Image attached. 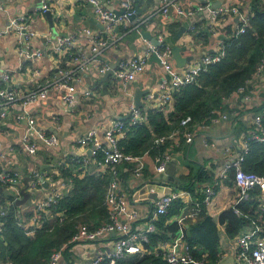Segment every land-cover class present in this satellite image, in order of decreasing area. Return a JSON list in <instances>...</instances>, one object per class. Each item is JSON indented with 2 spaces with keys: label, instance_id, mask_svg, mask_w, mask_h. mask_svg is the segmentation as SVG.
Wrapping results in <instances>:
<instances>
[{
  "label": "crops",
  "instance_id": "obj_1",
  "mask_svg": "<svg viewBox=\"0 0 264 264\" xmlns=\"http://www.w3.org/2000/svg\"><path fill=\"white\" fill-rule=\"evenodd\" d=\"M99 1L105 6L111 4L114 9H119L120 0ZM161 2V0H138L135 2L134 4L140 7L138 19L124 22L117 27L116 32L119 34V41L104 50L102 58L110 63L118 58L126 59L140 55L147 47L149 40L141 36L139 29L134 28L133 23L143 21L141 28L154 37H157L159 33H163L164 41L168 46L173 43L179 45H183L184 42L187 43V47L181 52V56L192 55L193 60L178 68L175 60L171 59L177 71H184L202 56L217 52L221 47V43L232 37L238 22V16L228 12L219 15L209 25L208 16L205 13L197 14L195 10L192 17L178 21V17L176 14L174 15L172 8L170 9V16L165 20L159 12ZM210 2L221 6L234 4L243 13L251 14L249 0H210ZM176 3L183 9L193 10L192 7L197 2L194 0H177ZM38 4L39 0H0V30L7 25L10 18L24 14L29 20L28 27L33 31L31 40L33 46L45 49L46 38L53 39L58 35L71 34L74 36L72 47L77 50L81 48L85 55L90 53L85 35L81 29L90 26L93 30H103V24L94 14L93 5L89 1L48 0L49 10L52 12L53 26L49 23L45 13H41L37 9ZM188 22L192 23L194 30L187 28L186 32L174 42L175 32L182 24L187 26ZM205 27H208L211 36L208 35L207 31H204ZM200 29L204 31V35L196 36ZM17 49V36L14 32L0 34V70H10V81L7 85H11L20 92L31 89L35 84V80L50 79L54 75L56 67L62 64V58L59 54L46 49L39 60L24 63L19 68L20 62ZM101 76L93 68L81 72V80L77 83L76 96L70 106L64 104L57 91L29 106V109L36 116L38 126L47 134L56 135L59 141V146L56 148L41 144L34 156L29 155L21 146L19 139L23 123L16 122L11 112L0 119V152H2L0 169L9 171L11 174L16 173L18 178V183L15 184L16 188L20 189L23 176L29 175L33 168H45L53 173L57 169V164L66 162L71 156L88 157V151L78 144V139L92 128H97L102 133L113 121L127 117L128 107L132 102L133 82H137L141 88H149L152 92H160L163 90L161 81L164 76L166 77V73L161 64L149 58L144 70L136 73L129 83L126 84L121 81L122 88L119 87L112 76L107 81H101ZM95 84L98 85V91L90 96L88 88H92ZM263 90L264 69L249 81L244 91L234 92L230 97L224 99L227 107L222 110L228 112V119L224 122L214 125L208 130L196 132L192 140L184 142V144H180L179 139L177 141L169 139L173 141L172 144L168 145L171 158L167 165L173 170L174 181L161 178L168 182H166L167 190L184 183L180 178L181 175L189 172L195 175L199 171H204L213 178V182H195L191 191L200 194L206 185H216L217 180L219 181L218 190H215L211 202L205 206L207 213L214 220H217L220 211L231 206L237 197L238 188L233 181L230 184L225 183L227 174L223 172V169L241 148L245 136L255 134L253 129L256 128V124L253 121L252 109L260 106L264 101ZM211 143H214V146ZM144 162L145 167L142 176L139 178L133 177L131 173L124 172V165H119L121 172L123 171L124 179L130 186V207L138 211L140 227L145 225L144 215L148 212L149 202L156 197L155 193H150L153 156L148 153L144 156ZM96 167L97 164L89 157V162L85 168L95 170ZM16 168L21 169L23 173L18 172ZM76 170L77 168L72 166V171L76 172ZM55 181L51 182L44 179L40 182L36 189L31 191L27 201L21 205L22 208H32L53 188L65 193L72 186L71 181L68 179L59 178ZM140 187H145V189L138 192ZM261 187V201L264 206V181ZM2 190L11 193V190L6 187ZM134 190L139 195V198L135 201L132 198V191ZM172 217L174 218L175 215ZM250 229L251 227L244 228L237 237L232 239L226 236L224 227L218 225L220 252L223 260L234 257L238 246V237ZM102 245L110 247L111 243L105 240L102 244L94 242L75 244L70 247L66 255L57 264H80L92 260L96 256L97 249ZM131 255L134 254H127L124 258Z\"/></svg>",
  "mask_w": 264,
  "mask_h": 264
},
{
  "label": "built area",
  "instance_id": "obj_2",
  "mask_svg": "<svg viewBox=\"0 0 264 264\" xmlns=\"http://www.w3.org/2000/svg\"><path fill=\"white\" fill-rule=\"evenodd\" d=\"M87 1L93 5L94 14L103 24V30H93L90 26L81 29L88 44L90 52L88 55H85L81 48L77 50L72 47L74 36L71 34L58 35L53 39L46 38L44 43L45 49L33 46L31 43L33 31L28 27L29 20L24 14L10 18L7 25L0 30V34H8L9 32L16 34L18 43L17 54L20 62L19 68L24 63L39 60L46 49L52 50L62 58V64L56 67L54 75L50 79L35 80L34 86L24 92H20L9 84L7 85L10 81V70H0V119L5 117L8 112H11L16 122L23 123L22 133L21 135L19 134L20 144L31 156L36 154L41 144L56 148L59 146V141L55 134H47L38 126L36 116L29 109V106L46 98L54 91L59 93L60 99L65 105L70 106L76 96L77 83L81 80V72L87 71L88 68H93L101 76L109 69V63L102 58V52L119 41L120 37L116 32L117 27L124 22L130 21L129 17L135 11V0H120L119 12L108 8L99 0ZM161 1L159 12L165 20L170 16L171 8L174 15H177L178 21L192 17L195 10L192 8L193 10L187 9L185 11L177 5V0ZM208 6V3L203 5V7ZM203 7L200 6L199 9ZM37 9L41 13H46L50 9L48 0H39ZM228 12L238 16V22L233 32L234 36H238L244 32L248 25L250 14L243 13L234 4L228 6L220 5L217 8L211 9L212 23L219 15ZM142 23L143 21L134 22V28L139 29ZM187 28L194 30L191 22L187 23ZM163 35V33L158 34L156 37L157 44L148 42L147 47L140 55L121 59L114 70V76H119L122 83L127 84L135 77L136 73L144 70L152 54L157 56L166 73V77L164 76L161 81L163 90L146 93L142 98L145 105L160 106L167 104L170 101V91L172 89L194 81L200 72L205 71L210 64L222 59L225 54L223 44L221 43V47L217 52L202 56L184 71H177L171 62V45L168 43L170 45L168 46L165 43ZM263 69L264 57L257 63L253 77L259 75ZM251 79L246 80L245 85L240 86L237 91H244ZM88 90V94L92 96L94 92L98 91V85L95 84L92 88H88ZM128 108L129 113L127 117L129 123H140L144 120L141 108H136L133 101L129 104ZM263 116L264 110L263 112L252 113L253 121L259 128V133L252 135V138L263 140L264 130L261 125ZM124 119L113 121L102 133L97 128H92L78 139V144L89 153L88 157H83V163L87 165L89 157L101 151L103 157L102 160L97 161V170L108 169L110 173L104 197V205L107 211L106 221L97 226L90 225L88 222L78 223L70 239L59 249L53 251L45 264H57L65 256V250L68 251L75 244L83 242L102 244L105 240L111 243L110 247L100 246L96 251L94 259L80 264H117V261L124 258L127 254L141 256L144 252L142 243L147 241L148 234L154 231L155 220L159 215L165 214L174 201L182 203L179 212L175 214L174 218L172 217L179 225L177 235L169 241L161 242L154 253H161L163 258L170 264H209L206 259H195L190 255L189 247L183 239V224H186L188 219H195L201 209V205L206 206L211 202L215 194V185H206L200 194L198 192L193 193L191 190L179 186L167 190V181L159 178V175L164 173L171 154L168 148L156 153L153 157L152 184L150 187V193H155L156 197L149 202L148 212L144 215L145 225L140 227L138 222L140 216L136 209L130 207V186H128L122 173L124 171L131 173L135 178L141 177L145 167L144 156L149 151L147 150L138 156L120 152L117 147V141L124 135ZM226 119H228V112L217 108L211 109L202 120L198 121H193L190 115H186L180 119L179 125L170 133L156 137L154 144L160 145L169 139L177 141L180 136L184 137L185 142H190L196 132L208 130L212 126L224 122ZM211 145L214 146V143H211ZM247 149L248 142L245 137L241 148L223 169L224 173L229 169H234L232 181L238 188V194L233 204L241 199H246L248 197V190L256 185H261L264 181V176L247 172L241 167V162ZM1 156L2 152H0V158ZM120 164H126L122 172L119 168ZM29 176L31 180L27 189L30 192L34 191L44 179H48L51 182L55 181L53 173L44 168H33ZM17 183L18 178L16 173L11 174L9 171L0 169V186L11 190V194L13 195L12 202L21 197L20 189L16 188L15 185ZM215 184L218 185L219 181L217 180ZM61 193L57 188H53L50 192L46 193L41 200L33 205V215L27 220L19 221L18 225L24 228L26 233L32 234L35 227L39 226L43 219L49 216L48 207L56 202ZM61 219L62 217L58 218L59 221ZM259 230V226H253L249 231L242 233L238 237V246L233 257L235 264H264V238L256 239L255 246L253 247H250L249 241ZM222 260L221 258L220 261Z\"/></svg>",
  "mask_w": 264,
  "mask_h": 264
},
{
  "label": "trees",
  "instance_id": "obj_3",
  "mask_svg": "<svg viewBox=\"0 0 264 264\" xmlns=\"http://www.w3.org/2000/svg\"><path fill=\"white\" fill-rule=\"evenodd\" d=\"M250 15L244 32L223 41L224 56L200 72L196 79L170 91V101L165 105H144L141 113L144 120L129 123L124 119V135L117 141V147L124 154L138 156L145 151L154 157L156 153L168 148L173 140L155 145L154 139L170 133L179 125L182 117L190 115L193 121L202 120L211 109H225L224 99L230 97L246 80L253 77L257 63L264 57V0H249ZM199 30L196 36H201ZM204 35V34H203ZM264 101L252 109L253 113L263 112ZM264 130V116L261 121ZM253 133H259V128ZM246 135L248 149L244 153L241 167L247 172L264 176V136L263 140ZM180 144L184 137L180 136ZM186 143V142H185ZM84 156H71L66 162L57 164L53 179L71 181L68 192L61 193L51 204L49 216L36 226L32 234L18 225L33 215V208L23 209L12 202L10 192L0 191V264H45L51 253L59 249L70 239L80 222L97 226L106 221L107 211L104 205L106 186L110 178L108 169L88 170L83 163ZM87 157V156H85ZM103 153L98 151L90 156L95 164L102 160ZM72 166L77 168L72 171ZM124 164L123 167H125ZM45 169V168H44ZM97 170V171H96ZM48 171V170H47ZM225 183L230 184L234 169L227 172ZM184 183L178 186L193 190L195 182H213V178L204 171L192 175H181ZM219 185H215L218 190ZM262 187L256 185L248 190V197L220 211L214 220L204 205L194 220L183 224V239L189 247V253L195 259H206L209 264H217L222 258L218 225L224 227L227 237H237L244 228L259 226L250 239V247L255 246L258 238H264V207L261 201ZM182 207L180 201H174L165 214L155 220V229L142 243L141 256L131 255L121 258L117 264H170L161 253H154L161 242L169 241L177 235L178 223L172 216ZM62 217L59 221L58 218ZM68 251L65 250L64 255ZM191 264V263H188Z\"/></svg>",
  "mask_w": 264,
  "mask_h": 264
},
{
  "label": "water",
  "instance_id": "obj_4",
  "mask_svg": "<svg viewBox=\"0 0 264 264\" xmlns=\"http://www.w3.org/2000/svg\"><path fill=\"white\" fill-rule=\"evenodd\" d=\"M138 0H135V2H137ZM197 3L195 5H193V9L196 10L197 14L199 13H205L208 16V24L211 25L212 21H211V9L212 8H217L220 5H215L214 2H210L208 0H194ZM209 4L208 7H203L201 9H199L200 6L205 5V4ZM108 8L114 9L113 5L111 4H107L106 5ZM135 11L130 15L129 20L133 21V20H137L138 19V15L140 14V7L138 5H135ZM116 11H118L117 9H114ZM185 11L187 9H184ZM119 12V11H118ZM196 14V13H195ZM46 17L48 18L49 23L53 26L52 23V12L50 10H48L45 13ZM187 30V26L186 24H182L181 27L175 32L174 36H173V40L174 42L176 40H178V38ZM204 31H207L208 35L211 36V33H209L208 31V27L204 28ZM139 32L141 34V36L147 40H149L150 43L152 44H157V38L154 37L151 33H149L148 31L144 30L143 28L139 27ZM187 47V43L184 42L183 45H179V44H172L171 45V56L172 58L175 60L176 66L178 68L184 66L186 63L190 62L193 60V56L192 55H187V56H181V52ZM193 49V48H192ZM150 59L157 61L160 64V60L157 58V56L155 54H152L150 56ZM121 61V59H116L114 62H110L109 63V69L100 77L101 81H107V79L112 76V78L119 84V87L122 88L121 85V78L119 76H114V70L117 68L119 62ZM132 93H131V99L135 105L136 108H141L145 105V103L142 101L143 96L150 92L151 90L149 88H141L139 87V85L137 84V82H133L132 83ZM22 133V132H21ZM20 133V135H21ZM16 170L20 173H23L21 169L16 168ZM159 178H163L169 181H174V175H173V170L171 167H169V165L166 166V169L164 171V173L159 175ZM31 180V177L29 175H24L23 179H22V186L20 187V193H21V197L15 199V204L17 206H20L22 204H24L28 197L30 196L31 192L28 191V185H29V181ZM3 189V187L0 186V191ZM218 264H235L233 257H228L220 262H218Z\"/></svg>",
  "mask_w": 264,
  "mask_h": 264
},
{
  "label": "rangeland",
  "instance_id": "obj_5",
  "mask_svg": "<svg viewBox=\"0 0 264 264\" xmlns=\"http://www.w3.org/2000/svg\"><path fill=\"white\" fill-rule=\"evenodd\" d=\"M144 189H145V187H140V190L138 192H141ZM132 198L134 201L137 200V198H139V195H138L136 190L132 191Z\"/></svg>",
  "mask_w": 264,
  "mask_h": 264
}]
</instances>
